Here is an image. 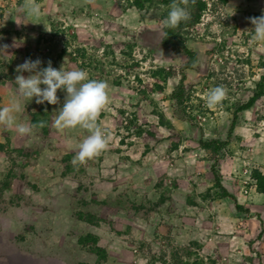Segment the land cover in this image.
Masks as SVG:
<instances>
[{
	"label": "rangeland",
	"instance_id": "1",
	"mask_svg": "<svg viewBox=\"0 0 264 264\" xmlns=\"http://www.w3.org/2000/svg\"><path fill=\"white\" fill-rule=\"evenodd\" d=\"M172 2L35 0L36 18L0 0V108L20 101L17 123L44 122L27 136L0 125V264H264V95L241 110L264 92L248 19L264 0H190L174 29ZM28 58L108 83L107 150L73 163L90 133L55 127L62 90L57 105L21 100ZM220 85L225 100L207 107Z\"/></svg>",
	"mask_w": 264,
	"mask_h": 264
},
{
	"label": "clouds",
	"instance_id": "2",
	"mask_svg": "<svg viewBox=\"0 0 264 264\" xmlns=\"http://www.w3.org/2000/svg\"><path fill=\"white\" fill-rule=\"evenodd\" d=\"M188 2L189 0H173L169 6L170 11L163 21L166 28H177L181 22L190 19V13L186 7ZM23 10L28 16L36 18H39L41 12L35 0H25ZM248 19L253 26V39L264 42V15ZM7 48L8 45H4L0 51H5ZM41 64L42 61L39 58L36 60L28 58L22 64L17 65L18 74L14 81L18 86L19 97L22 101H32L35 98L37 104L47 102L57 105L60 104L57 92L58 90L64 91L66 95L54 121L55 127L59 131L80 127L90 133L79 143L73 163L83 164L99 156L108 149L112 140L111 134L103 131L98 125V118L109 103L108 83L90 79L84 70H64L62 67L57 70L50 60L47 67H41ZM24 73H29V75L25 76ZM226 96L227 89L220 85L207 93L205 103L207 107L214 108L220 105ZM22 111H24V106L20 101H13L9 106L0 108V125L9 129L15 128L21 136L30 135L34 127L44 126L43 121L33 125L17 123L15 114Z\"/></svg>",
	"mask_w": 264,
	"mask_h": 264
},
{
	"label": "trees",
	"instance_id": "3",
	"mask_svg": "<svg viewBox=\"0 0 264 264\" xmlns=\"http://www.w3.org/2000/svg\"><path fill=\"white\" fill-rule=\"evenodd\" d=\"M170 1H172V0H132V2L137 7L142 8V9L152 8L157 3H168ZM189 2H190V0H189ZM167 37H168V40H169L171 47L175 50V52L176 51L179 52L181 50L186 51L189 55L193 56V57H191L192 64L195 63L196 58H194V56L196 57V54H195V52L189 50L186 47L185 39L182 37V35L171 34V32H169V33H167ZM178 45L181 47H179ZM185 95H186V90L184 89L183 86H181L175 92L174 99L178 103L182 104V102L184 101ZM263 95H264L263 91H261V90L255 91L253 97L249 100V102L242 105L241 110L251 107Z\"/></svg>",
	"mask_w": 264,
	"mask_h": 264
}]
</instances>
